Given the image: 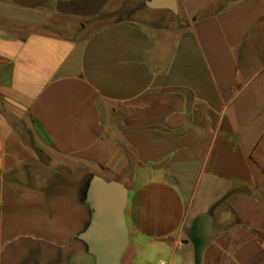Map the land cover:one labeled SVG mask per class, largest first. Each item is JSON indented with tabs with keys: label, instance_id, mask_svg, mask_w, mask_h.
Instances as JSON below:
<instances>
[{
	"label": "crops",
	"instance_id": "obj_1",
	"mask_svg": "<svg viewBox=\"0 0 264 264\" xmlns=\"http://www.w3.org/2000/svg\"><path fill=\"white\" fill-rule=\"evenodd\" d=\"M177 4L171 20L145 0H0V264L43 242L12 206L83 204L76 169L127 188L129 245L194 264L190 224L211 215L201 264H264V0ZM28 244L8 264H33Z\"/></svg>",
	"mask_w": 264,
	"mask_h": 264
},
{
	"label": "rangeland",
	"instance_id": "obj_2",
	"mask_svg": "<svg viewBox=\"0 0 264 264\" xmlns=\"http://www.w3.org/2000/svg\"><path fill=\"white\" fill-rule=\"evenodd\" d=\"M194 14L197 16L205 15L212 12L215 9H218L222 6L229 5L236 0H189ZM116 5V4H115ZM147 16L152 19H159L158 15L154 13H147ZM168 18L171 20H176L179 18L177 16L169 15ZM1 109L5 114L11 118L14 115L7 106L2 104ZM96 171V170H95ZM94 172V171H93ZM74 179H78L82 176L83 184L87 183L89 180V175L82 170L76 169L74 171ZM69 179V178H67ZM71 181H67V186L65 187V192L68 196L74 198L75 187L71 186ZM69 185V186H68ZM83 191L86 190V185L82 187ZM84 196V194H83ZM197 205H199L197 203ZM47 205L43 206L44 209ZM50 206V205H49ZM55 208V214L49 217V212H36L32 211V208L27 207L26 204H16L12 206L10 214L13 215L12 220H9L8 217L5 218L6 223L12 224L13 230L16 232L17 236L21 237V234L33 233L34 236L42 238L43 242L37 241L36 239L23 240L19 238L17 240V248L15 251H7L5 254V264H8L9 261L13 259L20 258L22 255V250L19 249L21 245L25 246L28 243L29 251L31 247L32 251L36 258L32 261L35 263H48L51 261H65L67 264H94V259L85 252L84 245L76 240H70L71 234H78L81 232L88 220V210L86 204H76V203H66L55 201L54 204H51ZM43 209V210H44ZM197 208H193L192 215L196 213ZM7 219V220H6ZM74 235V236H75ZM131 236V243L127 248L123 258L122 264H154L158 260L167 261L169 255L167 250L158 242H151L146 246L141 245L133 240ZM49 240V245L48 241ZM135 242V244H134ZM67 244V245H66ZM69 244V245H68ZM65 247V250L63 249ZM191 245H189L188 250H190ZM145 249V253L140 255V252ZM31 251V252H32ZM10 256V257H8ZM65 257V258H64ZM11 258V259H10ZM27 264H30L29 262ZM174 264H184L181 261H178V254L175 255Z\"/></svg>",
	"mask_w": 264,
	"mask_h": 264
},
{
	"label": "water",
	"instance_id": "obj_3",
	"mask_svg": "<svg viewBox=\"0 0 264 264\" xmlns=\"http://www.w3.org/2000/svg\"><path fill=\"white\" fill-rule=\"evenodd\" d=\"M151 10H168L178 15L177 0H145ZM128 200L127 188L118 181H106L90 176L83 196L88 206L90 220L85 228L74 236L93 257L95 264H121L129 246V231L125 218ZM213 229L211 215L195 218L188 231L193 246L194 264H201Z\"/></svg>",
	"mask_w": 264,
	"mask_h": 264
},
{
	"label": "built area",
	"instance_id": "obj_4",
	"mask_svg": "<svg viewBox=\"0 0 264 264\" xmlns=\"http://www.w3.org/2000/svg\"><path fill=\"white\" fill-rule=\"evenodd\" d=\"M154 264H167L164 260H158L156 263Z\"/></svg>",
	"mask_w": 264,
	"mask_h": 264
},
{
	"label": "trees",
	"instance_id": "obj_5",
	"mask_svg": "<svg viewBox=\"0 0 264 264\" xmlns=\"http://www.w3.org/2000/svg\"><path fill=\"white\" fill-rule=\"evenodd\" d=\"M83 194H84V192L82 193V199H83Z\"/></svg>",
	"mask_w": 264,
	"mask_h": 264
},
{
	"label": "flooded vegetation",
	"instance_id": "obj_6",
	"mask_svg": "<svg viewBox=\"0 0 264 264\" xmlns=\"http://www.w3.org/2000/svg\"><path fill=\"white\" fill-rule=\"evenodd\" d=\"M121 264H122V262H121Z\"/></svg>",
	"mask_w": 264,
	"mask_h": 264
}]
</instances>
